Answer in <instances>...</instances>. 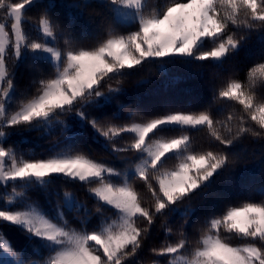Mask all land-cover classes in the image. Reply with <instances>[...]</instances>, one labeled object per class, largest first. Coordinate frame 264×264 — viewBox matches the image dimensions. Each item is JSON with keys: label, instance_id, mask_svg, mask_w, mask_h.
<instances>
[{"label": "snow or ice", "instance_id": "snow-or-ice-1", "mask_svg": "<svg viewBox=\"0 0 264 264\" xmlns=\"http://www.w3.org/2000/svg\"><path fill=\"white\" fill-rule=\"evenodd\" d=\"M57 6L65 20L51 14ZM88 9L95 14L85 21ZM0 21V264H264V200H225L192 223L193 203L235 166L244 140L260 145L264 162V0H0ZM94 22L99 32L90 39L83 25ZM253 38L262 49L246 79L221 82L198 111L179 105V96L197 93L178 89L181 81L221 66ZM25 63L22 85L17 69ZM150 66L179 74L149 101L137 94L124 102V78ZM228 102L232 110L220 119L223 109L213 105ZM34 131L60 140L47 155H18L9 141ZM201 131L207 146L194 143ZM58 179L87 189L94 223L71 192L52 213L28 201L32 188L59 195ZM72 212L84 213L77 228L65 219ZM177 214L182 223L169 219ZM157 226L162 243H153ZM5 227L25 244L14 245Z\"/></svg>", "mask_w": 264, "mask_h": 264}, {"label": "trees", "instance_id": "trees-1", "mask_svg": "<svg viewBox=\"0 0 264 264\" xmlns=\"http://www.w3.org/2000/svg\"><path fill=\"white\" fill-rule=\"evenodd\" d=\"M57 5L60 4V0L55 1ZM71 2V0H66ZM39 9L32 8L27 12V17L32 19L28 23V30L34 37L37 35L34 31L35 18L37 17ZM53 16H58L62 20L66 19L67 10L57 6L52 10ZM93 9H88L85 13L84 20L91 15H94ZM83 28L88 31L89 38H94L98 32V22H94L91 25L84 24ZM123 30V29H121ZM62 42V40H61ZM262 46L258 44L253 38L246 51H241L239 55L226 60L221 66L214 67L206 65L202 70V76L192 81H181L176 87L178 89L183 88H195L197 93L191 96H179L178 103L180 106H190L192 111H198L201 107L207 106L211 101L212 91L214 87H219L221 82L226 81L228 78H237L240 80L246 79V73L249 67H251L258 58V53L261 51ZM151 73V75H149ZM178 70L172 66L168 68V75H161L155 66H150L143 73L135 74L130 77L124 78L123 87L129 93L128 97H122L124 102H129L136 97L137 94L142 96L145 102L154 98L155 93L163 89L165 82L172 75H178ZM17 80L21 81V84H27L29 81L28 65L22 64L17 69ZM146 81V82H145ZM34 91V89H33ZM203 92V98L198 93ZM228 103H217L213 105V109L222 108L223 111L218 113L220 119H224L228 113L232 110ZM115 106V105H114ZM236 108L239 106L236 105ZM127 115V113H125ZM194 143L197 145L207 146L208 138L204 131L199 133H193ZM57 135H51L41 137L40 132H31L25 135V138L13 136L9 141L16 150L18 155L33 154L37 157L47 155L52 146L56 143ZM81 147L85 151H88L90 155L99 160L113 161V157L105 152L96 144L85 143L81 144ZM239 156L238 162L235 166L226 174L219 178L213 185V188L209 190L206 197L199 199L193 203V207L198 209V214L192 217V223L195 224L202 218L204 210L211 207H223L225 200L231 203L239 204L248 199L259 202L264 200V195L261 194V189L264 188V175L261 174V170L264 169V162L260 156V145L250 140H244L242 145L237 148ZM116 166H121V160L116 159L113 161ZM56 192L59 195L53 194L50 197L39 188H32L27 190V199L29 202L37 204L42 211L52 213L57 203L63 204V193L65 191L71 192L77 200L86 205L89 213V219L93 223L96 221V217L92 215L95 211V201L87 193V189L81 187L78 184L64 185L59 179L54 186ZM10 191V189H9ZM220 193H227V196H221ZM3 195V190H0V197ZM23 201L20 202V207H23ZM178 207L182 208L183 205ZM84 215L83 212L68 213L65 217L69 221V224L73 228L79 227V219ZM173 223H182L181 217L173 215L169 218ZM189 233L192 229H188ZM4 232L7 238L17 246H23L25 241L19 231L12 227H5ZM225 235H229L225 233ZM0 238H3V234H0ZM176 237H173V240ZM164 240L163 230L159 226L153 231V243H162ZM239 241L233 239V243ZM146 258V257H145Z\"/></svg>", "mask_w": 264, "mask_h": 264}, {"label": "rangeland", "instance_id": "rangeland-1", "mask_svg": "<svg viewBox=\"0 0 264 264\" xmlns=\"http://www.w3.org/2000/svg\"><path fill=\"white\" fill-rule=\"evenodd\" d=\"M55 1H57V0H55ZM0 22H2V21H0ZM41 134V133H40ZM54 135H57V140H56V142L58 141V140H60V136H59V133H57V134H54ZM41 137L43 138V137H46V136H42V134H41Z\"/></svg>", "mask_w": 264, "mask_h": 264}]
</instances>
